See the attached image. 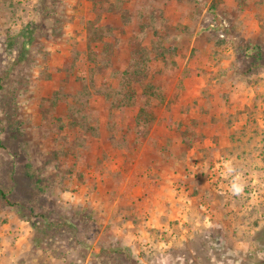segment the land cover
I'll use <instances>...</instances> for the list:
<instances>
[{
  "label": "rangeland",
  "instance_id": "obj_1",
  "mask_svg": "<svg viewBox=\"0 0 264 264\" xmlns=\"http://www.w3.org/2000/svg\"><path fill=\"white\" fill-rule=\"evenodd\" d=\"M256 2L249 85L206 57H233L214 1L0 0V264H264Z\"/></svg>",
  "mask_w": 264,
  "mask_h": 264
},
{
  "label": "crops",
  "instance_id": "obj_2",
  "mask_svg": "<svg viewBox=\"0 0 264 264\" xmlns=\"http://www.w3.org/2000/svg\"><path fill=\"white\" fill-rule=\"evenodd\" d=\"M213 1H214V5L217 4V6L215 9L207 11V13L209 15H212L211 18H213V15L217 16V18H215V21L214 20L212 21L213 24L214 23L218 24V22L224 21L223 22V23H225L224 25L222 23H220L221 29L218 28V29H220V31L221 30L226 31L228 29L230 30V32H229L230 37L229 38H231V39L229 42L231 44L230 49H231V54L233 55V57L231 58L232 61L226 60V58H224V52L225 51H223V50L225 49V46H227V45H225L223 42H220L218 39L215 41V43L216 42L219 43V44H217V47L221 51V53L223 54V56L221 54L222 58L220 56H216L214 54L211 56H209V54H206L207 55L206 57H208L209 61H213V62H214V57H218L219 61L220 62L222 61L221 63L225 64V68L227 69V73L229 71L230 76H232V74H233V76H235L241 80H245L247 84L251 85L250 81L253 78V75L249 72L248 66L242 65L241 56L243 54H247L243 50L246 45H248V47L250 46L251 48H253L254 51H256V46H255L254 42H251V40L248 41L246 39H242V42H238V39L240 37L238 35V30H239V32H241V34H243L245 36V38L249 35V33H251V32L257 33V31L259 30V28L254 27L256 29H253L254 31H251L252 30L251 26L253 27L254 25L256 26V25L261 24L260 21H258L256 19H255L256 21L254 22V18L258 17V16H256V12L258 10L257 6H256L257 0H208V3L206 4L207 7ZM259 8L261 10L264 9V2H263V4L260 5ZM235 22L240 23L242 27L237 28V26L235 25L236 24ZM187 23L190 25L198 27L199 20L198 19L194 20V18L189 17V20H187ZM226 24H227V26H226ZM212 25H209V26L211 27ZM215 29L217 30V28H215ZM196 30H198V29L196 28ZM208 30H210V29H208ZM232 39H233V41H232ZM204 47L205 48H203L202 50H207L209 52L211 49L213 50L216 48V44H214V42L208 41V44ZM220 48H222V49H220ZM229 51L230 50H227L226 52H229ZM216 54L220 55V52L216 51ZM235 58H236V60H238L237 61L238 63H234ZM213 62H212V65H213ZM220 62L217 64V66H219ZM207 63H209V62H207ZM227 64H229L230 67L226 66ZM220 87H221V85H220ZM220 87H219V89H220ZM223 90L224 89H221L220 91L223 93ZM209 91L211 94V99L213 100V97L218 94V90L215 88V91H213V89L209 90ZM225 91H227V90H225ZM201 99H203V98H201ZM211 106H214V104L211 103ZM211 106L209 107V111L213 110ZM207 107H208L207 105H204V107L203 106L200 107V108H202L201 111L203 112V114L207 113V112H205V110H206L205 108H207ZM189 111L199 114L200 109L195 111V109L193 107ZM219 114H222V113H219ZM219 119L222 120V122ZM219 119H217V122H215L214 125L217 128V130L219 131L218 133L220 134V141L222 139L223 141L226 142V140L228 139L226 131L230 127V125L228 124V120L227 119L225 120L223 115H221V117ZM212 125L213 124H208V123L202 124V126H212ZM159 142H161V143L163 142L164 144H166V142L169 143V138L166 139L165 141H162V139H161V140H159ZM159 142H157V143H159ZM208 142H209V140L207 138H205L202 141V145L205 146ZM209 143H211V142H209ZM198 144H201V143L198 142ZM160 151H161V153H164V154L168 153L167 150H164V149H162ZM158 165L160 166L159 168H162V170L160 169L159 173L163 175V172L165 171V169H164L165 166L163 168L160 162ZM180 171H181V169H172L171 171L168 172L169 174L168 173H166L167 175L165 174L169 180L168 186L174 185L176 178L173 177V174H176V173L178 174V173H180ZM174 186L176 187V185H174ZM179 189L181 190L180 187H179ZM176 199L179 201L181 199V197L176 198ZM0 230H2V229H0ZM1 234H3L2 231H0V235Z\"/></svg>",
  "mask_w": 264,
  "mask_h": 264
},
{
  "label": "trees",
  "instance_id": "obj_3",
  "mask_svg": "<svg viewBox=\"0 0 264 264\" xmlns=\"http://www.w3.org/2000/svg\"><path fill=\"white\" fill-rule=\"evenodd\" d=\"M58 1L59 0H39V3H40V9H39V11L41 12V14L43 16H53V13H52V10L51 9L55 7V4H57ZM29 34H31V33H27V34H22L21 33V36L23 37L22 43H23L24 46H27L28 39L30 38V35ZM9 43H10V46L11 45H14L12 42H9ZM23 50H25V47H24ZM243 50H244L245 53L248 54V53H250V52L253 51V48H251L250 46L248 47V45H246ZM0 81H1V78H0ZM2 87H3V84L0 83V88H2ZM145 104H146V101H145ZM145 113H146L145 108L143 106H141L139 108V110H138L137 115L141 116L142 114L144 115ZM0 196L3 197V198H5V200H6V195L1 190V188H0ZM6 202H8V201L6 200Z\"/></svg>",
  "mask_w": 264,
  "mask_h": 264
},
{
  "label": "clouds",
  "instance_id": "obj_4",
  "mask_svg": "<svg viewBox=\"0 0 264 264\" xmlns=\"http://www.w3.org/2000/svg\"><path fill=\"white\" fill-rule=\"evenodd\" d=\"M228 171L231 172L232 169H231V168H228ZM232 190H233L235 193L238 194L240 191H242V186L239 185V184H237V183H235V182H233V184H232Z\"/></svg>",
  "mask_w": 264,
  "mask_h": 264
},
{
  "label": "built area",
  "instance_id": "obj_5",
  "mask_svg": "<svg viewBox=\"0 0 264 264\" xmlns=\"http://www.w3.org/2000/svg\"><path fill=\"white\" fill-rule=\"evenodd\" d=\"M222 23H223V21H222ZM225 23H223V25H224ZM220 35H222V34H220Z\"/></svg>",
  "mask_w": 264,
  "mask_h": 264
}]
</instances>
